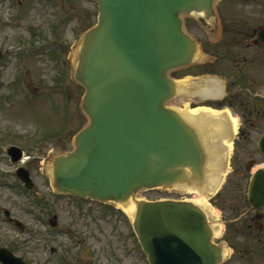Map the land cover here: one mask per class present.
Segmentation results:
<instances>
[{"label": "rangeland", "instance_id": "1", "mask_svg": "<svg viewBox=\"0 0 264 264\" xmlns=\"http://www.w3.org/2000/svg\"><path fill=\"white\" fill-rule=\"evenodd\" d=\"M216 8L212 30L196 16L184 17L200 52L193 67L172 74L183 87L169 106L222 108L250 133L237 141L228 183L210 201L223 225L214 242L233 251L226 264H264V235L255 229L258 213L247 197L250 178L264 166L257 149L264 135V48L250 47L264 27V0H217ZM97 22L93 0H0V247L28 264H148L123 215L62 196L52 186L55 157L72 152L88 124L85 91L73 74L80 39ZM211 82L220 89L216 102H207L201 90ZM10 147L33 159L28 169L35 190H25L16 177ZM251 161L256 166L249 169ZM187 192L143 190L138 199L196 202L199 196Z\"/></svg>", "mask_w": 264, "mask_h": 264}, {"label": "water", "instance_id": "2", "mask_svg": "<svg viewBox=\"0 0 264 264\" xmlns=\"http://www.w3.org/2000/svg\"><path fill=\"white\" fill-rule=\"evenodd\" d=\"M94 1L99 21L82 38L75 70L89 125L75 149L55 159L53 187L101 203H135L134 229L150 264H221L223 250L200 207L137 200L143 190L202 187L211 163L220 161L209 160L202 142L211 131L201 133L168 107L178 94L171 73L192 65L198 50L182 16L198 15L208 27L217 18V0ZM257 38L264 43V28ZM8 153L14 162L23 156L15 148ZM249 198L254 207L264 206V170ZM0 256L4 264L22 262L7 250Z\"/></svg>", "mask_w": 264, "mask_h": 264}, {"label": "bare ground", "instance_id": "3", "mask_svg": "<svg viewBox=\"0 0 264 264\" xmlns=\"http://www.w3.org/2000/svg\"><path fill=\"white\" fill-rule=\"evenodd\" d=\"M213 82L209 83L206 85V87L202 90H206L209 94L215 95L217 93L213 92L214 89L216 91H220L219 87L214 85L213 87ZM212 84V85H210ZM181 87H183V83H181ZM183 114L185 115L184 117L187 118V120L191 123H204V120H209L218 122L219 124L223 125L227 119L232 122L233 131H238V120L236 118H227V114L223 112H219L216 110H211L207 108H197V109H190L188 108L187 110L182 111ZM228 113V112H227ZM228 116H230V113H228ZM227 118V119H226ZM201 130V129H200ZM222 133V132H221ZM230 136V134H229ZM206 140H209V137L206 135L205 136ZM217 142L213 141H208V152L210 153L209 160H212V155L219 153L220 150L218 149V146L216 145ZM232 144L230 140H226L223 142V146L228 148L229 151L232 150ZM212 153V155H211ZM220 158V157H219ZM225 159V157H224ZM224 161V160H223ZM210 163V162H209ZM222 165L214 164V162L211 163L209 168L207 169L208 175L206 176V184L209 183L208 186H205L203 189H196V190H191L190 187L188 186H182V188L187 189L188 192H194L196 193L199 198L195 202L199 207H201L205 213L207 214L208 218L211 221V225L214 229L215 232V237H220L222 230H223V225L220 221L219 215L217 214L216 210L211 206L210 204V199L213 195H215L219 189V186L225 176V173L222 171ZM224 170V169H223ZM215 171H218L217 173ZM218 174V175H217ZM135 203L131 202L127 204V206L121 205L120 207L131 217L134 218L135 215Z\"/></svg>", "mask_w": 264, "mask_h": 264}, {"label": "flooded vegetation", "instance_id": "4", "mask_svg": "<svg viewBox=\"0 0 264 264\" xmlns=\"http://www.w3.org/2000/svg\"><path fill=\"white\" fill-rule=\"evenodd\" d=\"M263 217H260L258 214L254 216V221H256L255 229H258L260 232H263L264 235V212L262 213ZM259 221V223L257 222ZM54 252H52L53 254Z\"/></svg>", "mask_w": 264, "mask_h": 264}]
</instances>
